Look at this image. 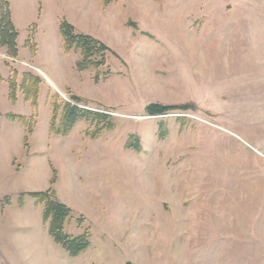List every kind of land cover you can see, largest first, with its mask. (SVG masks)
Wrapping results in <instances>:
<instances>
[{"label":"rangeland","instance_id":"obj_1","mask_svg":"<svg viewBox=\"0 0 264 264\" xmlns=\"http://www.w3.org/2000/svg\"><path fill=\"white\" fill-rule=\"evenodd\" d=\"M7 1L18 53L0 46V264H264V244H242L240 229L224 237L208 204L211 177L240 161L225 152L211 161L222 141L210 127L242 126L245 109L264 108V0H111L106 10L102 0ZM61 19L108 46L91 57L103 64L78 71V51L59 57ZM31 76L35 103L24 92ZM63 101L108 114L112 127L91 138L94 123L80 120L67 136L49 135L51 102ZM150 103L189 108L150 114ZM228 183L219 178V196ZM47 189L72 210L64 231L89 237L77 256L26 195Z\"/></svg>","mask_w":264,"mask_h":264},{"label":"crops","instance_id":"obj_2","mask_svg":"<svg viewBox=\"0 0 264 264\" xmlns=\"http://www.w3.org/2000/svg\"><path fill=\"white\" fill-rule=\"evenodd\" d=\"M108 6H105L104 9L106 10ZM87 14L82 13L83 16ZM76 20L78 18L70 19L69 21L77 28L79 25L75 24ZM81 21L83 22L84 20L81 19ZM57 39L56 51L59 57L71 55V52L66 54L62 51L59 33ZM75 60L72 62L71 68H73ZM36 69L43 73L49 84L56 90L61 92L67 88L66 82H61L55 76L50 78L39 67H36ZM23 114L27 115L26 112ZM242 117V126L229 123L228 125H218L219 127H210L208 131L213 139L215 138V140L218 139L225 143H218L215 149H211V161L215 160V163L219 162L218 156L224 152L230 155L232 159H236L238 156L237 158L240 160L238 164H232L231 173L228 176L225 177L224 174L217 172L213 176V179L211 177V180L215 182L216 188L214 190L211 188L208 193L210 197L208 202L210 205V221L217 229L221 230V234L224 237L233 239L235 238L233 232L240 229L243 239L242 244H258L261 246L264 244V108L252 107L245 109L242 112ZM20 128L23 133V127L20 126ZM219 178L222 180L229 179L227 189L222 194L224 196L218 195L217 181ZM195 193L198 196L207 195V192H203L202 190H198ZM214 197L216 201H214ZM239 197L242 198V201L236 208L237 212H235V208L233 207L235 204L234 199ZM222 198L224 199L222 200ZM201 215L196 213L195 223L201 221ZM224 226H229L228 229L231 233L226 230L223 231V229H226L223 228ZM251 230H255L256 235L251 234ZM229 233L233 235L231 236ZM260 239H263V241ZM24 253L25 255H29L30 251L28 250Z\"/></svg>","mask_w":264,"mask_h":264},{"label":"trees","instance_id":"obj_3","mask_svg":"<svg viewBox=\"0 0 264 264\" xmlns=\"http://www.w3.org/2000/svg\"><path fill=\"white\" fill-rule=\"evenodd\" d=\"M105 5L109 4L111 0H102ZM129 24L135 26L132 22ZM59 35L61 38V49L64 53L71 51H78L80 58L76 61L75 67L78 71L85 70L93 65H101L104 63V55L100 57L99 61L92 60L91 57L95 53L104 54L105 51L110 50L101 41L93 38L89 34L81 33L75 30L74 26L65 19H61L58 25ZM18 32L12 22L10 4L7 0H2L0 4V46L5 47L7 55L14 57L18 53L17 39ZM96 76V75H95ZM37 82L30 86L34 93H30L29 87H24L25 97L27 99L32 98L35 103L38 95V77H33ZM0 76V81H2ZM35 85V86H34ZM9 96L11 100L15 98L16 82L14 79L9 80ZM32 94V95H31ZM31 95V96H29ZM76 97L73 96L72 100L76 101ZM189 108L186 105L183 106H166L157 103H150L146 106V110L150 114L167 111L170 109ZM7 117L11 121H17L21 124H25L27 118L23 115L9 113ZM109 116L103 112H95L88 109L77 107L72 102L63 101L60 105L56 102H51V117L49 122V135H61L67 136L73 129L74 125L80 120H87L90 123H94L92 129L88 128L87 133L91 138L98 137L105 129L112 127L111 122L107 119ZM98 121V122H97ZM137 137L129 139L127 146H132V141L138 145ZM138 147V146H137ZM27 196L33 197L35 202L42 204V219L47 224L49 235L52 239L58 243L69 256H77L80 252L89 247L90 241L88 235L84 232L77 236H71L64 231V225L67 219L71 216L72 210L64 203L59 201L53 196V192L50 189L46 191H32L27 192ZM20 197V203H22V197Z\"/></svg>","mask_w":264,"mask_h":264}]
</instances>
